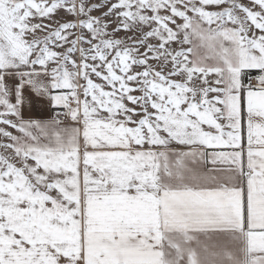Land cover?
Listing matches in <instances>:
<instances>
[{
  "label": "snow or ice",
  "instance_id": "obj_1",
  "mask_svg": "<svg viewBox=\"0 0 264 264\" xmlns=\"http://www.w3.org/2000/svg\"><path fill=\"white\" fill-rule=\"evenodd\" d=\"M0 264H264V0H0Z\"/></svg>",
  "mask_w": 264,
  "mask_h": 264
}]
</instances>
